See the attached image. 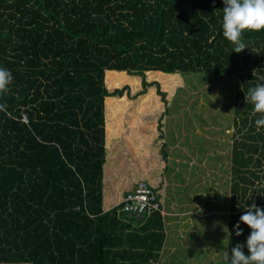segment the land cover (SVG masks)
<instances>
[{"label": "trees", "instance_id": "obj_1", "mask_svg": "<svg viewBox=\"0 0 264 264\" xmlns=\"http://www.w3.org/2000/svg\"><path fill=\"white\" fill-rule=\"evenodd\" d=\"M223 7L222 0H0V66L14 77L0 96V264L159 263L162 215L140 221L121 203L145 182L162 204L165 154L162 165L154 156L157 180L135 175L119 136L154 129L163 151L183 74L237 78L241 138L232 149L227 252L246 241V225L242 236L233 231L243 208L264 209V126L245 96L264 77V30L246 31L247 49L232 52ZM143 99L144 108L158 101L162 111L134 117Z\"/></svg>", "mask_w": 264, "mask_h": 264}, {"label": "rangeland", "instance_id": "obj_2", "mask_svg": "<svg viewBox=\"0 0 264 264\" xmlns=\"http://www.w3.org/2000/svg\"><path fill=\"white\" fill-rule=\"evenodd\" d=\"M182 76L183 87H178L172 96L167 119L168 131L175 124L178 126L174 129L181 145L168 150H180L182 154L185 150L183 157L191 159L181 168L176 165L179 170L173 180L180 190L169 188L165 200L169 211L177 205V211L183 213L174 225H180L188 246L179 259L168 258L166 264H225L223 256L228 248L232 211V146L241 138L235 126L237 78L214 74ZM170 135L167 138L173 148ZM176 167L170 162L168 178ZM193 236H197L196 241Z\"/></svg>", "mask_w": 264, "mask_h": 264}, {"label": "clouds", "instance_id": "obj_3", "mask_svg": "<svg viewBox=\"0 0 264 264\" xmlns=\"http://www.w3.org/2000/svg\"><path fill=\"white\" fill-rule=\"evenodd\" d=\"M222 3V34L233 45L232 52L241 53L247 49L243 34L246 31L264 30V0H222ZM13 80L12 72L0 66V96L8 92ZM260 80L255 87L247 90L245 96L246 102L252 104L254 113L260 114L256 125L264 126V77ZM243 209L233 231L236 236H242L243 224L251 229L250 234L243 243L231 246L230 253L225 252L223 259L225 264H264V209L255 203L247 204ZM228 234L231 235L229 230Z\"/></svg>", "mask_w": 264, "mask_h": 264}, {"label": "crops", "instance_id": "obj_4", "mask_svg": "<svg viewBox=\"0 0 264 264\" xmlns=\"http://www.w3.org/2000/svg\"><path fill=\"white\" fill-rule=\"evenodd\" d=\"M153 98L156 99L155 97ZM141 105L142 106H141V110L139 111V113L132 114L136 118H141L148 114L154 115L156 114V112L162 111V107L159 106L158 101L157 102L154 101L152 103V105L154 106L153 108L148 107V106H146L147 108H144V106L146 105L145 99H143ZM169 117H170L169 115H166L164 137L162 139L163 144H161L162 145L161 149L163 147V151H161L160 149L159 150L155 149L157 138H156L154 129H151V130L149 129L150 131L147 128H144L142 131L137 129V131L136 130L133 131L132 138H129V139L123 135L119 136L120 139L122 138L127 139L126 141L129 144L128 148L123 149L121 153H127L132 159H134L135 167L132 169L133 174L141 176L143 178L146 177V179L148 180H154V179L157 180V175H156L157 169L154 166V163H155L154 156H157L158 158H160L161 160L160 164L162 165L164 154H165L168 167H169L170 162L174 163L175 167L178 164L179 168H181V164L190 163L189 160L191 159V157H188V158L183 157L184 155H186L185 150H183V154L180 153V150L179 152L177 150V151H174L173 153L170 150H168V148L174 150L175 148L179 147V145H181L180 141H176V139H178L176 138L177 130L174 129L176 124L170 128V131H168L167 119H169ZM177 128L178 126H176V129ZM169 133L171 134L170 135L171 141H173L174 143V144L172 143V145H174L173 148L169 146L170 141L167 138V135H169ZM174 135H175V138H174ZM114 141L115 139L111 138L110 143L108 145L109 155L113 154L112 144ZM232 149H233V146H232ZM193 153H194V150H193ZM203 155H206V154H203ZM189 167H191V165H189ZM178 170L179 169L176 167V170H174L173 173L170 174L169 178L167 177V173H166L164 180H163L164 181V192H163L161 199H162L163 208L165 210V216H162V217H163L164 225H165L166 241H165L164 249L161 253V258L158 264H166L167 263L166 259L168 258L179 259L180 256L183 254V251L188 246V238L186 241V239L183 236V230L181 229L180 225L178 224L174 225L175 219L179 218L180 214H183V213H181V210L177 211L178 210L177 205L176 206L172 205V207H175V210L173 211H169L166 208L167 202L165 199L168 196L169 188L170 189L173 188L174 190H178V189L180 190L179 188L180 185L177 184L175 186V183L173 180V178L176 177L175 174L176 172H178ZM137 185H135V187ZM170 200L173 202L172 197L170 198ZM190 212L195 213L193 210H191ZM187 214H191V213H187ZM189 217L193 219V217L191 216ZM196 237L197 236H193V240L196 241L195 239Z\"/></svg>", "mask_w": 264, "mask_h": 264}, {"label": "built area", "instance_id": "obj_5", "mask_svg": "<svg viewBox=\"0 0 264 264\" xmlns=\"http://www.w3.org/2000/svg\"><path fill=\"white\" fill-rule=\"evenodd\" d=\"M22 120L26 123L29 122L27 115H24ZM121 204L125 212L135 216L150 217L157 212L165 216L159 196L145 182H140L134 190L126 195Z\"/></svg>", "mask_w": 264, "mask_h": 264}, {"label": "water", "instance_id": "obj_6", "mask_svg": "<svg viewBox=\"0 0 264 264\" xmlns=\"http://www.w3.org/2000/svg\"><path fill=\"white\" fill-rule=\"evenodd\" d=\"M133 217H137L140 221L143 220V217L142 216H135V215H132Z\"/></svg>", "mask_w": 264, "mask_h": 264}]
</instances>
